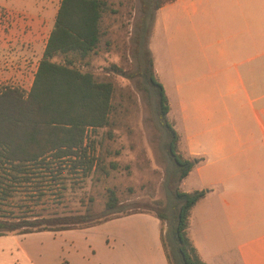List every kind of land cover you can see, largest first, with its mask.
Wrapping results in <instances>:
<instances>
[{"label":"trees","instance_id":"obj_1","mask_svg":"<svg viewBox=\"0 0 264 264\" xmlns=\"http://www.w3.org/2000/svg\"><path fill=\"white\" fill-rule=\"evenodd\" d=\"M175 1L141 0L143 21L135 38V72H127L128 47L120 42L119 32L128 24L124 22L123 8L127 4L130 17L134 0L61 1L30 90L0 86V237L85 230L133 214H152L121 213L120 198L113 189L108 190L101 214L92 205L84 214L63 216L36 214L27 204H19L18 213L15 210L22 194L35 200L33 193L40 198L45 196L44 187L54 189L48 183L54 182L67 191L70 180L74 182L71 188H82L90 178L106 181L122 169L121 162L114 159L122 155L125 146L116 149L112 144L126 135L130 149L136 150L137 131L132 119L139 112V104L130 88L115 83L116 73L137 80L138 88L149 99L151 119L159 133L158 149L165 163V201L158 202L161 207L152 215L162 223L161 240L168 262L208 264L189 231L192 212L208 191L187 193L180 188L199 160L187 156L182 149V136L170 118L171 102L149 49L147 20ZM118 15L121 28L111 31L105 20ZM113 52L120 55V61L98 74L95 59ZM125 169L130 170V165ZM59 196L63 197L61 193ZM166 224L169 230L165 233Z\"/></svg>","mask_w":264,"mask_h":264},{"label":"crops","instance_id":"obj_2","mask_svg":"<svg viewBox=\"0 0 264 264\" xmlns=\"http://www.w3.org/2000/svg\"><path fill=\"white\" fill-rule=\"evenodd\" d=\"M49 3L52 0H0V7L28 15V23L37 32L43 29L41 14H47ZM158 22L159 32L152 36V43L157 36L158 42L190 46L191 66H176L178 76L190 69L197 80L208 79V85L211 80L214 86L206 89L208 94L223 91L215 80L229 79L236 86L227 92L240 102L237 117L228 107L225 121L219 122L213 118L217 113L209 97L206 104L198 98L191 106L183 100L184 120L191 111L197 117L191 124L186 120V129L184 120L176 126L183 128L182 146L188 156L200 160L191 173L197 177V189L183 191H208L192 212L190 237L208 264H230V258H224L231 246L236 254L232 264H264V0H176L158 12ZM18 41L14 39L12 45L22 47L23 41L17 46ZM6 45L1 39L0 47ZM194 47L198 55L193 54ZM25 61L20 69L10 68L9 77L22 76L30 62ZM5 67L0 57V78H8ZM178 89L180 95L187 93L182 86ZM204 141L209 145L202 146ZM218 218L224 230L220 233L231 245L212 231ZM84 231L89 247L80 257L89 264H169L161 240L162 223L152 214H133ZM67 232L71 231L34 234ZM96 232L101 233L98 236ZM29 235L1 236L0 245L10 238L22 240ZM20 250L28 254L26 249ZM15 262L12 248H0V264Z\"/></svg>","mask_w":264,"mask_h":264},{"label":"rangeland","instance_id":"obj_3","mask_svg":"<svg viewBox=\"0 0 264 264\" xmlns=\"http://www.w3.org/2000/svg\"><path fill=\"white\" fill-rule=\"evenodd\" d=\"M62 0H52V3L48 4V12L46 15L41 14L43 21V29L34 31V25L29 22L28 15L19 14L13 10H5L0 7V40L6 41V47H0V57H2L3 64H7L5 67L6 76L8 78H0V86H15L21 87L26 91H29L34 77L36 63H39L44 54V47L47 37L50 36L51 31L54 27L55 19L60 8ZM115 3L126 0H112ZM135 9L132 11L129 17L128 11L130 8L125 5L123 12L125 14L124 22L127 24V29H123L120 33V42L126 43L128 47V55L130 58V65L127 68V72H135L138 68V63L135 57V38L138 34V28L142 24L143 14L141 11V0H134ZM155 16L147 20V24L150 29L149 37V49L152 53V57L155 63V71L157 76L162 81L167 94L169 96L172 111L170 118L177 123H181L184 120V102L191 104L197 101L198 98L203 99V103L206 104L208 97L211 105L213 106L217 115L213 118L219 122H224L226 119L227 108L230 107L236 111V117L238 116L240 102L238 99L233 100L227 92V89L236 86L231 85L230 80L221 78L215 80L218 83L221 90L220 94H208L207 88H211L213 83L208 85V79L197 80L196 73L192 74L190 69L182 77L176 74V66L182 69L190 68L191 62V50L190 46H177L175 42L168 43L158 42L157 36L155 41L152 43V36L159 32L158 13ZM29 18V19H28ZM47 26V29H46ZM105 26H111V31H118L121 27V21L119 15L113 19H106ZM22 32V33H20ZM14 39L19 40V43L23 41L22 47H14ZM123 40V41H122ZM193 54L198 55L197 49L193 48ZM26 52V54H24ZM179 57L178 60L176 58ZM27 63V68L19 78L9 77L10 71L13 67L20 65L22 60ZM120 61V55L113 52L112 55L102 54L97 57L94 61V65L98 74L106 72L111 64ZM14 63V64H13ZM114 81L117 85L130 88L138 97L139 112L132 119V125L136 128L137 135L135 137L136 150L130 149V142L126 135H121L117 142L112 144L113 148L120 149L124 147L122 155L117 158H111L118 162H121L122 169L114 172L112 176L106 181L95 182L94 180L88 179L86 184L82 188L75 187L73 181L70 183L69 190L65 191L61 185L56 186L54 182L52 185L54 189L50 187H44L43 191L45 196H39L35 191L33 195L36 197L35 200H40L37 203L33 199L26 198V195L22 194L17 198L18 203L14 206L27 204L36 210V214L45 213L48 215L58 216L60 215H71L81 213L84 214L87 207L93 206L96 213H103L106 202L108 200V190L113 189L117 192L121 202V213L131 212H148L156 214L160 209L159 201H165V194L163 189L164 177H165V163L161 158V153L158 149L159 133L154 128L152 122L151 108L149 99L145 92L138 88L137 80L126 77L123 74L113 75ZM178 86H182L187 92L186 94H178ZM196 89H202L199 93L194 91ZM193 90V93H191ZM196 92V93H194ZM215 104V105H214ZM191 108V107H190ZM186 120L190 121L191 124L196 120V112L191 111L186 114ZM213 119V120H214ZM183 121V127L185 128V122ZM235 120V119H234ZM182 124V123H181ZM181 126V125H180ZM180 126H176V129L180 133ZM202 146L206 147L209 145L207 141L201 143ZM183 151L188 156L182 146ZM200 161V160H199ZM130 165L131 169L126 170L125 166ZM49 180L52 179V175L48 174ZM71 178V177H69ZM197 178V177H196ZM195 175L192 174L187 180H185L180 188L184 191L194 190L198 187V180ZM34 190V189H30ZM196 191V190H195ZM194 192V191H193ZM59 193L63 197L59 196ZM33 200V201H32ZM93 200V203H91ZM38 207V208H37ZM18 213L20 209H15ZM46 210V212L42 211ZM35 214V215H36ZM218 222V223H217ZM215 221V227L213 232L217 233L218 236L224 237L225 242H229L226 236H223L220 232H223L222 220L218 218ZM169 230L168 225H165V233ZM101 232H96L99 236ZM215 236V237H218ZM89 236L84 230H73L71 232L62 233L59 235L44 233V234H32L25 236V239L18 240L10 238L5 240V243L0 245V248H12L15 254V264H85L88 259L83 260L80 255L83 252L88 253L89 247ZM221 240H223L221 238ZM226 242V243H227ZM225 243V244H226ZM231 241L229 242V244ZM231 245V244H230ZM227 246V244H226ZM232 250L227 258H230V264L236 259L233 246ZM26 249L28 254H21L20 249ZM80 252V253H77ZM119 255V254H117ZM91 261H94V257L87 255ZM89 264V262H88Z\"/></svg>","mask_w":264,"mask_h":264}]
</instances>
